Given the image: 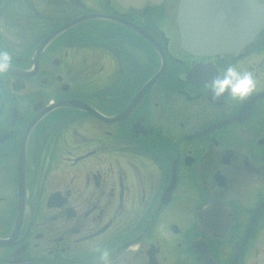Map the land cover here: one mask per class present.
Returning <instances> with one entry per match:
<instances>
[{
	"label": "flooded vegetation",
	"instance_id": "af4514ba",
	"mask_svg": "<svg viewBox=\"0 0 264 264\" xmlns=\"http://www.w3.org/2000/svg\"><path fill=\"white\" fill-rule=\"evenodd\" d=\"M178 4L0 0V264H264V22L195 54Z\"/></svg>",
	"mask_w": 264,
	"mask_h": 264
},
{
	"label": "water",
	"instance_id": "95a60500",
	"mask_svg": "<svg viewBox=\"0 0 264 264\" xmlns=\"http://www.w3.org/2000/svg\"><path fill=\"white\" fill-rule=\"evenodd\" d=\"M263 22L264 7L254 0H179L178 4L181 47L195 54L239 50L251 42ZM46 42L38 46V53ZM22 204L19 202V210Z\"/></svg>",
	"mask_w": 264,
	"mask_h": 264
},
{
	"label": "clouds",
	"instance_id": "9594fccd",
	"mask_svg": "<svg viewBox=\"0 0 264 264\" xmlns=\"http://www.w3.org/2000/svg\"><path fill=\"white\" fill-rule=\"evenodd\" d=\"M10 63V57L6 51L0 50V72L6 71ZM207 87L216 98L221 97L226 91L234 98L247 97L256 87L257 81L252 73L238 70L229 65L222 74L217 75ZM100 264H110V250L104 247L96 248Z\"/></svg>",
	"mask_w": 264,
	"mask_h": 264
}]
</instances>
